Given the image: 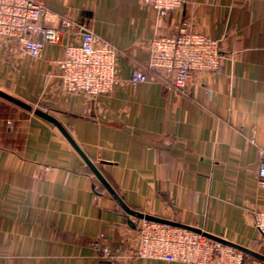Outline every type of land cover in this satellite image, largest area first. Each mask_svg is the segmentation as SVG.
Segmentation results:
<instances>
[{
    "label": "crops",
    "instance_id": "1",
    "mask_svg": "<svg viewBox=\"0 0 264 264\" xmlns=\"http://www.w3.org/2000/svg\"><path fill=\"white\" fill-rule=\"evenodd\" d=\"M39 22L60 33L36 59L11 43L0 59V264H185L132 257L141 214L264 253V0H186L160 16L143 0H42ZM70 19V27L62 23ZM220 39V72L197 71L185 91L147 68L153 38L185 25ZM90 29L117 48L107 96L68 94L58 77L67 43ZM148 81L129 85L134 68ZM55 116L96 165L113 195ZM249 256V255H248Z\"/></svg>",
    "mask_w": 264,
    "mask_h": 264
},
{
    "label": "built area",
    "instance_id": "2",
    "mask_svg": "<svg viewBox=\"0 0 264 264\" xmlns=\"http://www.w3.org/2000/svg\"><path fill=\"white\" fill-rule=\"evenodd\" d=\"M186 0H143L165 16ZM47 7L42 0H0V59L11 43L21 57L38 58L47 44L58 41L57 29L39 20ZM70 27L73 22L64 18ZM220 39L193 30L189 25L174 35L157 36L149 45L147 68L158 71L180 91H185L197 71L220 72L223 55ZM58 77L68 94H81L94 99L109 95L119 83L117 48L98 34L86 29L78 43H67L58 61ZM145 68H134L129 85L136 88L148 81ZM259 183L264 188V163L258 169ZM255 224L264 242V209L254 213ZM103 263L117 264L119 255L106 242H97ZM132 257H147L185 264H264L242 250L186 227L140 218Z\"/></svg>",
    "mask_w": 264,
    "mask_h": 264
},
{
    "label": "water",
    "instance_id": "3",
    "mask_svg": "<svg viewBox=\"0 0 264 264\" xmlns=\"http://www.w3.org/2000/svg\"><path fill=\"white\" fill-rule=\"evenodd\" d=\"M0 96L22 106V107H25V108H28V109H31V106L20 100L19 98L3 91L0 89ZM34 113L40 115L41 117L55 123L60 129L61 131L66 135V137L71 141V143L74 145V147L80 152V154L83 156V158L85 159V161L89 164V166L91 167V169L94 171V173L98 176V178L101 180V182L107 187V189L115 196L116 195V192L115 190L111 187V185L109 184V182L105 179V177L102 175V173L100 172V170L96 167V165L85 155V153L81 150V148L77 145V143L73 140V138L70 136V134L67 132V130L64 128V126L60 123V121L55 117L53 116L51 113H49L48 111L46 110H43L41 108H34L33 109ZM140 218H146V219H150V220H156V221H161V222H167V223H170V224H173V225H178V226H182V227H186V228H189V229H193V230H196L198 232H203L205 235L209 236V237H212L216 240H219L225 244H228V245H231V246H234L240 250H242L245 254L247 255H251L255 258H258V259H261V260H264V253H261L259 251H256V250H253V249H250L246 246H243V245H240L238 243H235V242H232V241H229L227 239H224L220 236H216V235H213V234H210V233H207L205 231H202L201 229H198V228H195V227H191V226H187V225H183L181 223H178V222H175V221H171V220H168V219H165V218H161V217H157V216H153V215H149V214H141L140 213Z\"/></svg>",
    "mask_w": 264,
    "mask_h": 264
},
{
    "label": "trees",
    "instance_id": "4",
    "mask_svg": "<svg viewBox=\"0 0 264 264\" xmlns=\"http://www.w3.org/2000/svg\"><path fill=\"white\" fill-rule=\"evenodd\" d=\"M249 257H253V256L249 255ZM253 258H255V257H253Z\"/></svg>",
    "mask_w": 264,
    "mask_h": 264
}]
</instances>
